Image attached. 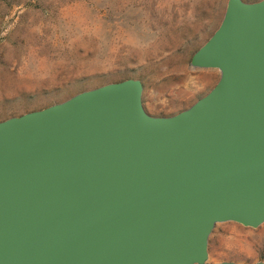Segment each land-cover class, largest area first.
<instances>
[{"label":"water","instance_id":"1","mask_svg":"<svg viewBox=\"0 0 264 264\" xmlns=\"http://www.w3.org/2000/svg\"><path fill=\"white\" fill-rule=\"evenodd\" d=\"M190 66L219 80L174 115L130 78L0 122V264H247L209 244L264 225V0H228Z\"/></svg>","mask_w":264,"mask_h":264},{"label":"rangeland","instance_id":"2","mask_svg":"<svg viewBox=\"0 0 264 264\" xmlns=\"http://www.w3.org/2000/svg\"><path fill=\"white\" fill-rule=\"evenodd\" d=\"M227 1L0 0V122L130 78L143 83L150 114L189 108L219 80L190 61ZM209 253L212 262L264 261V225H218Z\"/></svg>","mask_w":264,"mask_h":264},{"label":"crops","instance_id":"3","mask_svg":"<svg viewBox=\"0 0 264 264\" xmlns=\"http://www.w3.org/2000/svg\"><path fill=\"white\" fill-rule=\"evenodd\" d=\"M215 85H216V84H215ZM215 85H214V86H215ZM214 86H213V87H214ZM213 87H212V88H213ZM212 88H211V89H212Z\"/></svg>","mask_w":264,"mask_h":264}]
</instances>
